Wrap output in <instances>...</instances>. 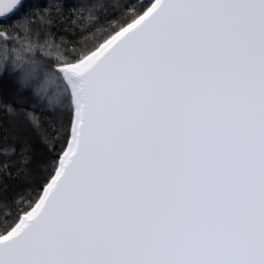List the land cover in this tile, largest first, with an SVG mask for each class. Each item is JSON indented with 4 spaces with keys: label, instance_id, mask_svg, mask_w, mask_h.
<instances>
[{
    "label": "snow or ice",
    "instance_id": "obj_1",
    "mask_svg": "<svg viewBox=\"0 0 264 264\" xmlns=\"http://www.w3.org/2000/svg\"><path fill=\"white\" fill-rule=\"evenodd\" d=\"M55 49L67 127L42 183L0 200V264H264V0H148Z\"/></svg>",
    "mask_w": 264,
    "mask_h": 264
},
{
    "label": "trees",
    "instance_id": "obj_2",
    "mask_svg": "<svg viewBox=\"0 0 264 264\" xmlns=\"http://www.w3.org/2000/svg\"><path fill=\"white\" fill-rule=\"evenodd\" d=\"M147 0H25L9 19L0 20V200L20 205L23 194L37 188L50 170L55 143L58 152L68 115L58 104V81L45 83L54 67L55 46L70 54L87 50L106 38L112 26ZM127 6V7H126ZM51 43L52 47H49ZM35 66L27 85L19 82L13 61ZM20 63V61H18ZM42 88L39 95L36 90ZM58 135L53 136V133ZM11 149H15L12 152ZM16 209H11L14 213ZM4 216L0 215V222Z\"/></svg>",
    "mask_w": 264,
    "mask_h": 264
},
{
    "label": "water",
    "instance_id": "obj_3",
    "mask_svg": "<svg viewBox=\"0 0 264 264\" xmlns=\"http://www.w3.org/2000/svg\"><path fill=\"white\" fill-rule=\"evenodd\" d=\"M147 1H148V0H147ZM24 2H25V0H20V3L17 5V8L19 9V8L22 6V4H23ZM16 11H17V10L14 9L12 13H6V16H8V17H12V16L15 14ZM4 19H5V18L0 17V20H4Z\"/></svg>",
    "mask_w": 264,
    "mask_h": 264
}]
</instances>
